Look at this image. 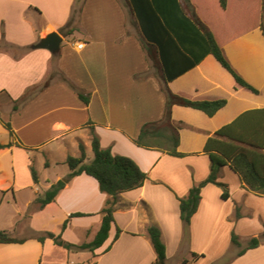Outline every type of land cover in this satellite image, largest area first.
Segmentation results:
<instances>
[{
  "label": "crops",
  "instance_id": "1",
  "mask_svg": "<svg viewBox=\"0 0 264 264\" xmlns=\"http://www.w3.org/2000/svg\"><path fill=\"white\" fill-rule=\"evenodd\" d=\"M192 4L195 10V0ZM73 10V31L63 34L60 28ZM127 14L126 0H0V144L11 143L0 149V207L8 203L9 191L17 204L18 196L28 189L22 203L27 208L69 172L54 171L43 177L40 191L39 177L38 182L32 180L26 160L40 155L48 167L62 164L67 155H79V143L91 158L92 133L102 147L131 158L147 174L140 187L116 196L113 222L100 247L67 251L49 238L42 243L34 238L42 231L61 232L68 216L80 212L87 215L70 217L62 238L76 244L93 239L108 196L93 177L81 173L66 183L54 201L32 212L29 231L13 235L25 238L24 242L0 243V264H154L155 252L146 231L149 225L160 230L165 264H264V195L247 189L228 165L220 167L216 179L225 184L226 197H222V187L205 183L189 222L180 214V199L210 172V157L204 151L207 139L243 112L264 108L261 30L255 27L236 36L224 35L222 40L233 68L258 93L237 85L211 54L186 56L199 61L166 82L173 93L189 99H226L212 116L172 106L171 119L181 123L177 150L183 153L172 156L133 142L145 122L162 117L165 82L161 67H155L147 56L142 36ZM52 31L62 37L58 52L31 47ZM79 42L82 48H77ZM7 48L20 52L14 54ZM184 57L164 59L175 70ZM50 73L49 85L12 109L14 100L40 86ZM78 91L88 97L87 103ZM2 121L10 124L12 135ZM25 211L17 207L0 228L15 232ZM233 233L241 246L252 237L259 244L237 255Z\"/></svg>",
  "mask_w": 264,
  "mask_h": 264
},
{
  "label": "trees",
  "instance_id": "2",
  "mask_svg": "<svg viewBox=\"0 0 264 264\" xmlns=\"http://www.w3.org/2000/svg\"><path fill=\"white\" fill-rule=\"evenodd\" d=\"M230 0H217L224 12L228 10ZM129 12L133 16V24L142 36V47L147 56L153 61L155 67H161L164 85V108L159 120L145 122L133 139V142L143 148L157 149L172 156H182L177 150L179 144L180 122L171 119V108L173 105L190 107L203 111L212 116L223 107L226 99H189L173 93L166 85L174 77H177L189 67H193L199 60L188 59L186 56H205L211 54L216 61L228 71L237 85L242 86L253 93L258 90L247 82L231 65L223 52V36L219 30H215L205 21L195 3L192 0H126ZM256 18L250 27L241 32L233 33L236 36L258 27L264 36V23L262 13L259 12L258 0H255ZM74 10L70 19L60 28L61 33L70 34V28ZM164 56H185L182 66L172 70ZM53 73L36 87L27 89L23 95L13 101L12 109L16 110L19 103L26 101L36 92L49 85ZM78 97L85 103L88 97L83 93H77ZM4 127L12 135L10 124L2 121ZM92 157L88 158L82 143H79V155H67L65 163L69 172L65 179H59L52 183L42 194L37 195L30 207L25 212V217L36 209L43 208L47 203L55 200L58 192L66 183L81 173L93 177L101 192L107 194L108 198L101 210L102 219L100 226L89 242L76 244L62 238L61 232L66 227L72 216H84L85 213H72L62 223L61 232L42 231L34 236L39 242L49 238L52 242L67 251L89 250L100 247L107 239L110 225L113 222V206L116 196L124 191L140 187L147 179V174L129 157L113 154L109 148L100 145L98 137L92 133L91 136ZM11 143L0 144V149L10 146ZM204 151L210 157V172L208 176L193 185L188 194L180 199V214L185 223L189 222L190 216L196 210L199 202V192L202 185L208 182L215 183L223 188L222 197H226L225 184L216 181L220 167L228 165L235 172L242 184L250 191L264 195V108L249 109L232 122L223 125L216 130L214 136L207 139ZM48 165V162H45ZM34 182H38V176L34 168H31ZM28 212V213H27ZM29 214V215H26ZM118 231L115 235L118 234ZM147 234L155 252L154 264H165V245L161 239L160 230L155 225L146 228ZM232 243L239 249L237 255H241L246 249L254 248L259 244L257 237H252L244 246H241L237 236L233 233ZM25 238H17L8 230L0 229V243H22ZM196 257V254H195ZM187 260H183L186 262Z\"/></svg>",
  "mask_w": 264,
  "mask_h": 264
},
{
  "label": "rangeland",
  "instance_id": "3",
  "mask_svg": "<svg viewBox=\"0 0 264 264\" xmlns=\"http://www.w3.org/2000/svg\"><path fill=\"white\" fill-rule=\"evenodd\" d=\"M240 1V2H238ZM195 3L199 7L200 13L205 17V19L208 21V23L212 26L213 29L219 30L221 36L224 37V35H230L236 32H241L247 27H250L253 22L254 18H256V6H255V0H230L229 1V8L225 12H221L219 5L217 3V0H195ZM259 5V12L262 13V20L264 23V0H258ZM127 10L128 6H127ZM128 21L133 20V16L129 12L127 14ZM224 24L223 25L221 24ZM66 44V41L63 42V45ZM7 50L12 51L14 54H18L20 50L14 49V48H7ZM226 56V55H225ZM3 138V135L0 134V139ZM44 159L42 156L33 155V158H29L26 166L28 169L29 175L31 174V168H34L36 171L37 176L39 177V185L38 188L40 191L43 189V185L45 184L44 178L45 176L49 177L50 174H52L54 171H68L67 164L64 163H53L49 167L48 165L43 164ZM23 161V159H22ZM46 162V161H45ZM32 178V175H31ZM33 180V179H32ZM23 196H18L17 204L13 203V199L11 196V191L7 193V199L8 203L5 201L0 207V225H6L7 221H9V217L14 215V211L17 207L26 209L30 206L23 207L22 203L26 196L29 194L28 189H25L22 191ZM31 193H33V190H31ZM43 193V192H42ZM40 193V194H42ZM25 211V212H26ZM28 213V212H27ZM32 212L30 211V215ZM29 215V214H26ZM25 217V213L19 220L16 222L15 225H18L17 230L14 232L12 229L8 230L12 235L16 234H22L26 231H29L28 223H29V217ZM22 219V220H21ZM21 220V221H20ZM20 228V230H19ZM1 229V228H0ZM26 230V231H24ZM29 233V232H27ZM239 248H237L238 250Z\"/></svg>",
  "mask_w": 264,
  "mask_h": 264
},
{
  "label": "water",
  "instance_id": "4",
  "mask_svg": "<svg viewBox=\"0 0 264 264\" xmlns=\"http://www.w3.org/2000/svg\"><path fill=\"white\" fill-rule=\"evenodd\" d=\"M62 37L58 32L52 31L46 34L44 37L40 38V40L32 44V48H45L48 49L51 53H56L59 50V46L61 43Z\"/></svg>",
  "mask_w": 264,
  "mask_h": 264
},
{
  "label": "built area",
  "instance_id": "5",
  "mask_svg": "<svg viewBox=\"0 0 264 264\" xmlns=\"http://www.w3.org/2000/svg\"><path fill=\"white\" fill-rule=\"evenodd\" d=\"M77 48H82L83 47V43L82 42H79L76 44Z\"/></svg>",
  "mask_w": 264,
  "mask_h": 264
}]
</instances>
